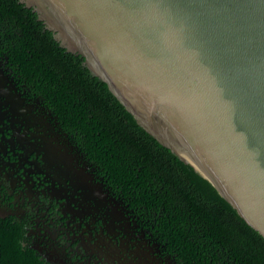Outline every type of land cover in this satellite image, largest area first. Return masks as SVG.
Listing matches in <instances>:
<instances>
[{"label": "water", "instance_id": "obj_1", "mask_svg": "<svg viewBox=\"0 0 264 264\" xmlns=\"http://www.w3.org/2000/svg\"><path fill=\"white\" fill-rule=\"evenodd\" d=\"M19 1L264 237V0Z\"/></svg>", "mask_w": 264, "mask_h": 264}, {"label": "trees", "instance_id": "obj_2", "mask_svg": "<svg viewBox=\"0 0 264 264\" xmlns=\"http://www.w3.org/2000/svg\"><path fill=\"white\" fill-rule=\"evenodd\" d=\"M0 33L28 92L164 264H264V237L220 200L201 196L181 161L122 111L23 2L0 0ZM23 225L0 216V264H53Z\"/></svg>", "mask_w": 264, "mask_h": 264}, {"label": "flooded vegetation", "instance_id": "obj_3", "mask_svg": "<svg viewBox=\"0 0 264 264\" xmlns=\"http://www.w3.org/2000/svg\"><path fill=\"white\" fill-rule=\"evenodd\" d=\"M28 90L0 44V216L23 222L31 245L53 264H140L117 248L121 227L107 226L117 214L153 249L149 238L110 210L114 201L81 163L77 144ZM157 251L151 256L164 264Z\"/></svg>", "mask_w": 264, "mask_h": 264}, {"label": "rangeland", "instance_id": "obj_4", "mask_svg": "<svg viewBox=\"0 0 264 264\" xmlns=\"http://www.w3.org/2000/svg\"><path fill=\"white\" fill-rule=\"evenodd\" d=\"M84 171V170H83ZM115 208L117 211L120 209L118 208V204L116 202H113L112 208ZM92 209V208H91ZM117 217H113V221L115 226H107L108 229L111 230V228H117V225L120 226L123 231L121 234L120 242H119V249H122L123 253L130 254V257L134 259V261H139L140 264H160V261L158 262L157 257L151 256V252L153 249L148 245V241L141 238L140 234L138 235V232L136 233L135 230L131 231L128 230L129 227L124 225V221H126L122 216L120 215H114ZM120 217L123 219L121 220ZM121 220V221H120ZM120 221V223L118 222ZM88 223V222H87ZM108 223V222H107ZM71 226V225H70ZM86 229V228H85ZM117 257H123L122 254H117ZM125 262H128V259H124ZM82 263V262H81ZM162 264V263H161Z\"/></svg>", "mask_w": 264, "mask_h": 264}]
</instances>
